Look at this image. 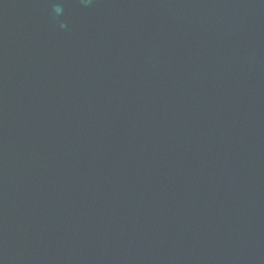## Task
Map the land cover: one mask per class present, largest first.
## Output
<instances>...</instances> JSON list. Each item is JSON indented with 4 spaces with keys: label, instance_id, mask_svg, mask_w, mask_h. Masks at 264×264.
Masks as SVG:
<instances>
[{
    "label": "water",
    "instance_id": "obj_1",
    "mask_svg": "<svg viewBox=\"0 0 264 264\" xmlns=\"http://www.w3.org/2000/svg\"><path fill=\"white\" fill-rule=\"evenodd\" d=\"M0 264H264V0H0Z\"/></svg>",
    "mask_w": 264,
    "mask_h": 264
}]
</instances>
